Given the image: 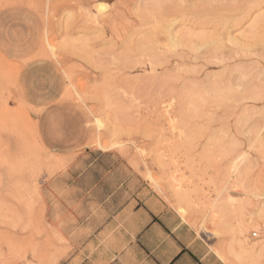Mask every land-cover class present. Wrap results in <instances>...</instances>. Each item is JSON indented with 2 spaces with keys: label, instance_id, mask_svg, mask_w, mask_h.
<instances>
[{
  "label": "rangeland",
  "instance_id": "1",
  "mask_svg": "<svg viewBox=\"0 0 264 264\" xmlns=\"http://www.w3.org/2000/svg\"><path fill=\"white\" fill-rule=\"evenodd\" d=\"M149 198L264 264V0H0V264Z\"/></svg>",
  "mask_w": 264,
  "mask_h": 264
},
{
  "label": "crops",
  "instance_id": "2",
  "mask_svg": "<svg viewBox=\"0 0 264 264\" xmlns=\"http://www.w3.org/2000/svg\"><path fill=\"white\" fill-rule=\"evenodd\" d=\"M97 264H223L172 209L149 198L113 210L96 230Z\"/></svg>",
  "mask_w": 264,
  "mask_h": 264
},
{
  "label": "bare ground",
  "instance_id": "3",
  "mask_svg": "<svg viewBox=\"0 0 264 264\" xmlns=\"http://www.w3.org/2000/svg\"><path fill=\"white\" fill-rule=\"evenodd\" d=\"M221 28H222V27H221ZM217 36H218V35H217ZM224 52H225V51H224ZM224 52H223V53H224ZM223 56H224V55H223ZM218 58H219V57H218ZM217 60H219V59H217ZM219 61H221V60H219ZM223 62H224V61H223ZM221 65H222V64H221ZM224 65H226V63H225ZM224 67H225V66H224ZM191 86H192V85H191ZM147 172H148V171H147Z\"/></svg>",
  "mask_w": 264,
  "mask_h": 264
}]
</instances>
